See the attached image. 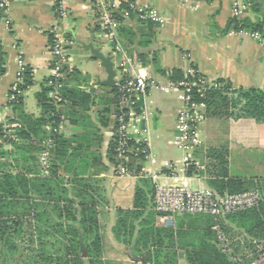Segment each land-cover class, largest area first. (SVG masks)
Returning <instances> with one entry per match:
<instances>
[{
	"label": "crops",
	"instance_id": "0c3cea01",
	"mask_svg": "<svg viewBox=\"0 0 264 264\" xmlns=\"http://www.w3.org/2000/svg\"><path fill=\"white\" fill-rule=\"evenodd\" d=\"M253 1L261 5H251L239 18L255 19L264 16V0ZM234 2L235 0H1L0 42L6 53V71L0 76V111L6 120L12 116L8 106L10 90L21 67L28 65L33 71L34 84L24 92L26 111L35 116L41 114L42 108L37 99L28 106L27 97L31 90L36 94L50 76L53 55L49 34L53 27L59 25L62 31L63 26L64 29L72 27L76 30L77 37L84 41H88L90 32L94 31L95 37L105 41L97 21V10L105 3L117 4L119 9L127 8L129 4L150 7L161 16L162 23L141 19L136 13H131L128 17L121 13L117 15L121 18H117V30L123 43L132 55L146 63L147 69L160 85L167 84L170 77L157 71L155 65L167 72L179 69L182 73L188 72L195 65L208 79H226L234 87L254 86L264 90V42L248 32L232 31L221 35L214 26L223 28L230 18L236 17ZM250 3L252 4L251 1ZM61 11L66 12L65 17H59L58 13ZM65 39L66 44L72 42L66 37ZM96 45H99L98 41ZM66 50L69 67L78 68L92 77L90 87L83 88L87 91L93 88L96 99L97 89L103 93L99 97L102 106L109 88L93 85L95 75H100L101 79L106 78L99 61L96 60L100 70L91 74L76 65L77 61H89L85 59L88 52L78 47ZM104 51H110L107 43ZM93 107L94 105L87 112L86 121L80 119L73 123L67 115H62L65 119L57 133L66 138L75 136L77 142L88 144L90 148H79L75 152V162L71 168L67 163L59 162L58 169L59 175L65 178H73L79 174L89 179L99 210L106 264H142L141 261L132 259L130 249L116 240L113 226L118 208H133L136 187L144 176L150 177L156 173L166 183L210 188L218 192L212 182L220 179L216 174L219 170L213 167L216 161L209 156V152L211 149H226L230 177L253 178L255 182L264 179V122L259 123L253 118L208 115L199 127L202 145L192 153L191 166L187 171H181L180 165L174 175L170 165L182 160L184 153L172 145L171 140L175 133L177 115L183 110L184 101L180 91L163 90L160 87L152 88L146 100L147 120L144 125L150 138V155L135 161L136 166L140 165L138 174L142 175H119L116 163L108 154L114 122L108 127L102 126L98 119L96 121L92 117ZM62 110L67 109L62 106ZM112 116L114 117V113ZM49 127L47 125L46 130L49 131ZM49 138L50 136L42 141L43 150L39 156L42 175H47L50 161L56 158L52 151L53 145L43 144ZM77 142L73 146L78 145ZM47 149L49 155L46 169L41 158ZM128 161L130 166L131 157ZM244 163L250 166L251 174H238ZM151 183L153 185L152 179ZM151 202L153 205V194ZM216 224L226 238L235 244L231 248L243 244L244 231L226 217L179 213L174 217L173 226H165L160 222L158 213L156 216L157 226L170 227L175 232L179 264H192L189 257L196 254L209 256L215 251L225 252L220 236L214 229ZM225 227L231 231L227 233ZM243 254L241 250L237 253L239 256ZM239 256L232 259L240 261L236 259Z\"/></svg>",
	"mask_w": 264,
	"mask_h": 264
},
{
	"label": "trees",
	"instance_id": "16d2710c",
	"mask_svg": "<svg viewBox=\"0 0 264 264\" xmlns=\"http://www.w3.org/2000/svg\"><path fill=\"white\" fill-rule=\"evenodd\" d=\"M250 1L252 7L261 5ZM58 15L60 17V12ZM214 26L221 35L234 31L259 33L264 38V16L255 19L232 17L225 27ZM49 36L51 38L52 33ZM65 37L72 40L69 33ZM5 65L6 53L0 42V76L6 71ZM155 68L169 75L170 79H182L184 75L179 69L167 72L158 65ZM193 68L195 76L192 79L205 78L195 65ZM22 78L20 88L26 91L34 84L33 71L28 65ZM90 81L88 73L78 68L72 69L60 89L63 101L55 103L49 97L53 86L49 84V78L45 80L35 94L42 108L39 116L26 111L24 95L8 103L12 116L7 122L13 125L12 131L9 132L0 124V264H106L99 210L89 179L79 174L65 178L59 175L58 169L59 162L67 163L71 168L75 162V152L79 148L89 149L90 146L77 142L75 136L66 138L63 134L46 130L47 125L57 128L64 114L73 123L88 119L87 112L96 103L95 90L83 88L90 87ZM216 81L222 84L207 89L202 97L197 96L205 102L208 116L253 118L259 123L264 122L263 89L254 86L234 87L226 79ZM113 97L117 109L114 117L110 108ZM118 98L119 86L109 89L97 117L98 122L105 127L114 122L108 151L114 163H117ZM60 105H64L67 110L60 109ZM48 136L53 140L52 151L56 158L50 161L47 175H42L39 156L43 150L42 141ZM74 142L79 144L73 146ZM209 156L216 161L213 167L219 170L216 174L220 179L212 182L219 194L240 193L256 188L262 199L258 206L226 217L244 231L243 244L232 248L230 252L214 250L209 256L196 254L190 256L189 260L192 264H249L258 255V245L264 248V179L255 182L253 178L230 177L226 149H211ZM144 158L142 153L131 155L130 167H136L137 174L140 165L136 166L135 161ZM152 194L151 178L144 176L136 187L133 208L117 209L114 237L130 249L132 259L142 264H179L175 232L170 227L156 225L157 212L152 209ZM225 231L229 233L231 229L225 227ZM230 245L235 246L233 242ZM240 250L244 252L242 256L237 255ZM234 256H239L236 259L240 261L233 260Z\"/></svg>",
	"mask_w": 264,
	"mask_h": 264
},
{
	"label": "built area",
	"instance_id": "2783aa9c",
	"mask_svg": "<svg viewBox=\"0 0 264 264\" xmlns=\"http://www.w3.org/2000/svg\"><path fill=\"white\" fill-rule=\"evenodd\" d=\"M3 5V4H1ZM250 1L235 0L234 15L240 17L251 7ZM130 16L136 13L141 19L152 20L162 23L161 16L150 7H142L136 4H129L127 8L119 9V5L105 3L97 10V21L102 29L106 43L114 55L116 62L117 79H121L119 86V114L116 118V168L119 175H142L137 174L135 169L129 166L131 155L142 153L145 158L150 155V138L148 129L144 125L147 120L146 100L150 90L160 87L163 90H178L184 101L183 110L177 115L175 133L171 144L184 153V158L172 165L170 168L175 175L179 166L181 171H187L192 164V153L202 145V137L199 130L200 125L207 119V106L197 96H203L204 92L211 87H219L222 83L216 79L200 78L192 79L195 76L194 68L185 72L182 79H168L167 84L160 85L157 78L147 69L144 62L132 55L117 30V15ZM60 15L65 17L66 12L61 11ZM50 38V50L53 59L50 67L49 84L53 89L49 92L51 101L59 103L63 101L60 89L67 81L72 68L65 48L66 39L59 25L52 29ZM251 34V33H250ZM262 40L259 33L252 34ZM25 66H22L16 81L11 87L9 102L24 95L25 91L20 88ZM197 93V94H196ZM64 117L61 116L57 128H51L54 132H60ZM0 124L12 131V124H9L0 111ZM53 143L52 138L47 139L43 144L49 146ZM49 150L42 155L41 161L44 167H48L47 158ZM179 170V171H180ZM160 174H153L150 178L153 181V209L158 213L160 222L165 226H173L174 217L179 213L206 214L215 218H225L228 215L241 212L260 204L262 195L257 189L247 190L240 193L219 194L210 188H191L184 184L166 183L160 180ZM218 232L224 250L231 251V245L218 224L214 226ZM257 243L256 240H254ZM258 255L249 264H264V248L260 245Z\"/></svg>",
	"mask_w": 264,
	"mask_h": 264
},
{
	"label": "water",
	"instance_id": "95a60500",
	"mask_svg": "<svg viewBox=\"0 0 264 264\" xmlns=\"http://www.w3.org/2000/svg\"><path fill=\"white\" fill-rule=\"evenodd\" d=\"M70 24H72V19L69 20ZM69 33L72 36V42L65 45V48L78 47L88 52L89 55L85 57L86 60L95 59L99 61L100 67H102L106 73V78L101 79L100 75H95V81L93 83L96 87H103L113 89L117 86L121 79H117V70H116V62L114 61V55H112L111 51H104V47L106 46V41L101 40L98 37H95L94 31L90 32V38L88 41H84L79 39L76 34V30L72 27L69 29H64L63 26V34ZM98 40H97V39ZM98 41L99 45H96ZM111 112H117L115 107V98H112L111 102Z\"/></svg>",
	"mask_w": 264,
	"mask_h": 264
},
{
	"label": "rangeland",
	"instance_id": "374dc122",
	"mask_svg": "<svg viewBox=\"0 0 264 264\" xmlns=\"http://www.w3.org/2000/svg\"><path fill=\"white\" fill-rule=\"evenodd\" d=\"M263 7V6H262ZM76 65L80 68V69H84V70H88L91 74H93V72L95 71H99L100 70V67L97 65V61L94 60V59H91L89 60L88 62H85V61H77ZM92 79V77H91ZM97 96L98 98L96 99V103L94 105V109H93V119H95L97 121V117H98V110L100 109L101 106V100L99 97H101V95H103V93L97 89ZM35 93H34V90L32 91H29L28 92V97H27V102H28V106H31L32 103H35ZM62 106H63V109H65L64 105H60L59 108L62 109ZM236 170V169H234ZM242 170V171H241ZM241 170H238V174H249L251 169H250V166L247 165L246 163H244V165L242 166V169ZM252 172V171H251ZM251 174V173H250Z\"/></svg>",
	"mask_w": 264,
	"mask_h": 264
}]
</instances>
